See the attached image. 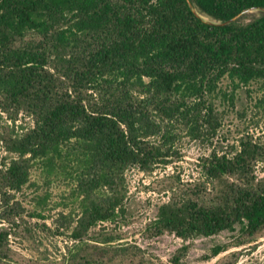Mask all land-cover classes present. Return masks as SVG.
I'll return each mask as SVG.
<instances>
[{"label":"trees","instance_id":"obj_1","mask_svg":"<svg viewBox=\"0 0 264 264\" xmlns=\"http://www.w3.org/2000/svg\"><path fill=\"white\" fill-rule=\"evenodd\" d=\"M224 79L233 93L255 85L264 116V0H0V113L11 124L0 130V200L36 162L74 176L73 240L114 223L128 169L170 165L179 127L194 140L217 135L212 98ZM256 127L232 153L199 161L205 194L171 195L146 229L183 241L262 230L264 118Z\"/></svg>","mask_w":264,"mask_h":264},{"label":"rangeland","instance_id":"obj_2","mask_svg":"<svg viewBox=\"0 0 264 264\" xmlns=\"http://www.w3.org/2000/svg\"><path fill=\"white\" fill-rule=\"evenodd\" d=\"M257 14L248 11L244 18ZM254 87L250 84L233 93L227 80H222L212 98L220 120L217 135L211 141L194 140L177 128L180 134L172 163L147 173L128 169L124 175V215L114 223L91 229L81 240H73L69 234L82 202L74 176L48 174L34 162L28 183L19 192L8 193L5 202L0 200V231L7 235L3 237L0 264H264V228L252 237L242 235L236 226L233 232L186 241L146 229L157 208L171 195L189 196L194 185L199 188L204 183L201 159L213 151L228 155L237 148L239 139L259 134L256 124L264 116L252 108ZM7 125L11 124L6 115L0 113V130ZM4 156L0 143V161ZM254 173L264 178V163L258 164ZM199 190L205 194L203 187ZM216 247L223 251L213 257Z\"/></svg>","mask_w":264,"mask_h":264}]
</instances>
